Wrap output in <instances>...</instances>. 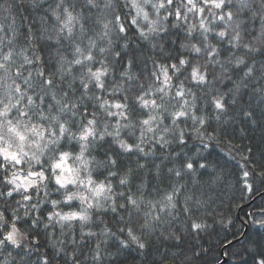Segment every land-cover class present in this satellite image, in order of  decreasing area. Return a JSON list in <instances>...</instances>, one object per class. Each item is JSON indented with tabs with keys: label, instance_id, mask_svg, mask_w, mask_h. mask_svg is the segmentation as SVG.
I'll use <instances>...</instances> for the list:
<instances>
[{
	"label": "snow or ice",
	"instance_id": "snow-or-ice-1",
	"mask_svg": "<svg viewBox=\"0 0 264 264\" xmlns=\"http://www.w3.org/2000/svg\"><path fill=\"white\" fill-rule=\"evenodd\" d=\"M249 4L0 0V264H168L232 223L213 208L229 176L264 200V162L237 142L259 131L264 161ZM249 220L261 243L234 264L241 248L264 264V205Z\"/></svg>",
	"mask_w": 264,
	"mask_h": 264
},
{
	"label": "trees",
	"instance_id": "trees-1",
	"mask_svg": "<svg viewBox=\"0 0 264 264\" xmlns=\"http://www.w3.org/2000/svg\"><path fill=\"white\" fill-rule=\"evenodd\" d=\"M247 136L248 139L243 141L237 137V142L243 144L251 142L254 147L253 154L257 162H264L261 161L260 152L258 150L261 143L260 132L249 131ZM226 184H231L232 186H221L220 189H217L219 199L213 204V208L226 219L230 218L232 223L226 228L217 223L213 225L212 228H209L208 233L203 235L202 238L196 237L194 240H189L185 245V251H189V245L193 244L196 245L195 251L197 253H200L201 249L205 250L200 256V264H213V262L218 264L221 263L223 259L225 260L223 264H234V258L229 253L240 248L241 241H244L246 237L256 236L259 238L258 233L260 230L250 223L249 214L257 211L264 205V200H261L258 196L239 200L236 194L233 177L229 176ZM216 219H219V215ZM208 223H212V218L208 219ZM245 259H248V264H252L250 258L245 256Z\"/></svg>",
	"mask_w": 264,
	"mask_h": 264
},
{
	"label": "clouds",
	"instance_id": "clouds-1",
	"mask_svg": "<svg viewBox=\"0 0 264 264\" xmlns=\"http://www.w3.org/2000/svg\"><path fill=\"white\" fill-rule=\"evenodd\" d=\"M121 2H122V0H121ZM253 4H256V5H264V0H250L249 11H248V15H247V17H246V19H247V23H248L249 27H251L252 24H253L254 22L259 23V19H258V18H259L262 14H264V12H262L261 9H256L255 11H253V10H252V5H253ZM234 14H235V13H234ZM253 17H256L257 19L254 21V20H253ZM258 243H261V241H260L259 238H257L256 236L246 237L244 241H241V245H242V246H247V245H249V244H253V245H255V244H258ZM251 251H252L253 253H255V252L258 251V249H257L256 247H252V248H251ZM241 252H242V254H243L244 257L247 256V253L244 252L243 248H241ZM186 253H187V254H190L189 251L181 252V253H179V254L175 257V259H173L171 256H169V258H168V264H181V261H182L184 255H185ZM163 255H165V253L162 251V252L160 253V256H163ZM157 258H158V257H157Z\"/></svg>",
	"mask_w": 264,
	"mask_h": 264
},
{
	"label": "water",
	"instance_id": "water-1",
	"mask_svg": "<svg viewBox=\"0 0 264 264\" xmlns=\"http://www.w3.org/2000/svg\"><path fill=\"white\" fill-rule=\"evenodd\" d=\"M226 247V246H225ZM223 251V250H222ZM222 254V253H221ZM225 263V260L223 259L221 263H218V264H223Z\"/></svg>",
	"mask_w": 264,
	"mask_h": 264
}]
</instances>
